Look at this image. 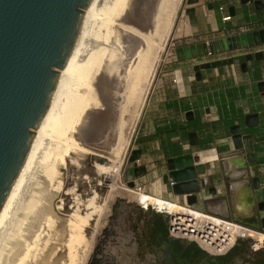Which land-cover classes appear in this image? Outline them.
Listing matches in <instances>:
<instances>
[{"label":"bare ground","instance_id":"obj_1","mask_svg":"<svg viewBox=\"0 0 264 264\" xmlns=\"http://www.w3.org/2000/svg\"><path fill=\"white\" fill-rule=\"evenodd\" d=\"M105 3L108 0H90L83 9L80 33L59 69L50 104L0 209V264L80 262L85 228L99 212L90 187L108 189L115 162L124 161L122 150L141 115L180 0H129L131 9L110 45L113 11ZM69 155L79 163L70 165ZM237 165L240 169L232 176L235 207L244 215L240 220L254 224L255 218L247 214L252 193L242 184L241 162ZM136 199L148 203L145 195ZM150 204L153 207L120 202L115 208L106 248L110 252L111 245H118L114 263L206 264L200 255L192 259L184 254L174 240L152 237L150 215L163 212L164 202ZM239 248L227 264H264L243 244ZM106 255L99 264H107L111 255Z\"/></svg>","mask_w":264,"mask_h":264},{"label":"crops","instance_id":"obj_2","mask_svg":"<svg viewBox=\"0 0 264 264\" xmlns=\"http://www.w3.org/2000/svg\"><path fill=\"white\" fill-rule=\"evenodd\" d=\"M261 2L197 0L192 5L193 17L184 12L190 7L184 4L174 24L167 54L145 100L133 140V149L140 150L137 166H144L145 172L134 176L132 162L125 168L127 179L141 185L146 196L161 202L168 199L185 204L184 197L175 195L170 184L163 181L168 172L167 160L188 153L198 154L205 163L207 188L197 194L194 205L248 226L252 224L240 220L238 216L244 215H239L235 207L232 176L234 171H239L237 164L243 163L245 154L234 151L231 128L239 125L242 134H250L253 146L254 161L247 168L241 167L242 184L252 193L250 178L258 176L264 192V90L258 85L264 81V44L228 49L224 39L263 29L264 0ZM230 7L234 8L232 14ZM226 16L229 19L224 20ZM198 42L206 43L211 54L190 60L177 59V47ZM256 51L263 52L262 59L245 60V54ZM228 58L233 59L231 64L203 68L200 79H196L194 65ZM243 62H246V70L241 68ZM249 114L257 115L255 126L247 124ZM191 133L195 134L197 144L191 143ZM211 187L215 188L214 193L209 192ZM249 209L247 214L256 218L254 201ZM259 215L264 216V211Z\"/></svg>","mask_w":264,"mask_h":264},{"label":"water","instance_id":"obj_3","mask_svg":"<svg viewBox=\"0 0 264 264\" xmlns=\"http://www.w3.org/2000/svg\"><path fill=\"white\" fill-rule=\"evenodd\" d=\"M90 0H0V209L18 177L34 139V128L46 112L59 78V69L68 57L80 33L83 21V9ZM190 7L184 12L193 17L197 0H184ZM246 3L250 0H239ZM253 1V0H252ZM262 4L261 0H254ZM233 7H230L231 14ZM228 49H239L264 44V28L231 35L224 39ZM178 60H190L208 54L206 43L198 42L179 46L175 49ZM245 60L263 58V52H249ZM232 58L204 62L193 66L196 79H200V70L231 64ZM246 70V62L241 63ZM264 90V81L258 83ZM249 126L258 122L256 114L246 116ZM234 151H243L245 160L241 167L254 161L253 146L250 134H242L239 125L231 128ZM192 144H197L194 133L190 135ZM140 150H131L128 161L135 164L134 176L145 172L144 166H137ZM168 172L163 176L165 183L171 185L173 193L183 196L186 204L197 201V194L207 188L205 163L198 154L188 153L169 158ZM253 200L257 205L256 223L249 224L255 229H264V192L260 187L258 176L250 178ZM134 186V181L127 183ZM214 193L215 188H209ZM123 199L116 200L114 210ZM152 237L159 241L169 239L166 225L161 223L160 213L150 215ZM183 253L190 258L200 255L206 264H227L233 254H239V244L221 257H207L194 243L181 244ZM194 248V249H193ZM246 249V247H245ZM99 250V248H97ZM247 251V249H246ZM248 252V251H247ZM248 254H250L248 252ZM252 257L264 259V253Z\"/></svg>","mask_w":264,"mask_h":264},{"label":"rangeland","instance_id":"obj_4","mask_svg":"<svg viewBox=\"0 0 264 264\" xmlns=\"http://www.w3.org/2000/svg\"><path fill=\"white\" fill-rule=\"evenodd\" d=\"M136 1L138 3H141L143 0H136ZM114 2H115V0H108V3H105L108 6V7H105V8L108 9V10L110 9V10L113 11L112 16H111L112 17V23L110 24V27L113 30V36H112V38H110V40H108L109 42H107L109 45H110V43L112 44V41H114V39H115L114 37L116 36L117 28L118 27H123L121 24L123 22V18H124L125 13L128 12V10L131 9V4H129V0H118L116 3H114ZM178 4L179 5H178L177 11H176V17H175V20H174V23H173L172 31H173L174 24L176 22V19H177L178 15L183 10V6L185 4V1L184 0H180V3H178ZM138 6H140V4ZM141 7L143 9L144 5L142 4ZM172 31H171V34H172ZM171 34L168 37L165 51H162L160 53L159 61H158L159 64L157 65L155 74L153 76V80L151 82V87H152V84L154 82L157 70H158L162 60L166 56V53H167V50H168V47H169V44H170ZM110 35H112V32L110 33ZM103 61H104V56L102 58V62L101 63H103ZM97 77L98 76L96 75L93 78V80H92L93 84L96 82ZM139 118L137 120V123L135 125L134 131L132 133L131 140H130V142H128L129 144L127 143L128 146L126 145L125 148L122 150V154L121 155L124 156V154H125L123 163H122V160L120 161V163L119 162L118 163L115 162L114 171H113V175H112V181H111L110 186L108 187V189L105 188L103 190V185H102V189H98V190L96 188H94L95 186L90 187V191L91 192L89 191V194H91L93 192L94 193L93 194L94 198L96 197L94 199V201L98 199V205H99V210L98 211L99 212L98 213H94V216H92L93 218H91L92 220H90V222H88V225L85 228L86 230L84 231V235H83L84 237H83V240H82V252H81L82 256H79L80 262H77V264H96V263L100 262V260H102L104 258L103 254H107L106 255L107 257H109L111 255L110 256L111 258L106 261L107 264H115L116 263V257L115 256H116L117 253H116V249L115 248L118 245H115V244L111 245L112 249L110 250V252L108 251L109 253L106 251V248L108 247V244L110 242L111 234H109L110 233L109 229L111 228L112 223H113L114 206H115L116 200L118 198L123 199L124 202L129 204V205H142V206L150 205V206H152L150 203H152L154 201H157V200H154V199H152V198L147 196L148 197V203L140 204L136 198L139 195H145V194L144 193L135 194L131 190L132 187H129L127 185V183L129 181H131V180L127 179L128 176H127L125 168H126V165L127 164L129 165V163H130L128 161V156H129V154H130V152H131V150L133 149V146H134L133 140H134V137H135V134H136ZM75 139L77 140V142L81 143L80 142L81 138H79L78 135L75 136ZM123 156H122V159H123ZM75 158L76 157L69 155L68 162L69 163L71 162L70 165L75 166V164L79 163V162H77L78 160L75 159ZM120 168H121V172H120ZM73 174H74V171H73ZM93 188H94V190L96 189L97 192H96V190L94 191ZM99 193L101 195H98ZM95 217H97V218H95ZM251 234H253V233L251 232ZM97 248H99V250H97ZM113 248L115 249V251L113 250ZM100 253H103V254H100ZM111 253H113V254H111ZM114 253H115V255H114ZM114 261H115V263H114Z\"/></svg>","mask_w":264,"mask_h":264},{"label":"built area","instance_id":"obj_5","mask_svg":"<svg viewBox=\"0 0 264 264\" xmlns=\"http://www.w3.org/2000/svg\"><path fill=\"white\" fill-rule=\"evenodd\" d=\"M223 19H229V16ZM169 184L171 186L173 182ZM131 190L135 194L145 193L141 185L134 184ZM164 200L160 222L166 225L169 239L185 244L194 243L207 257L212 258L224 256L238 242H245L250 254L264 253V229H254L233 218L201 210L194 204Z\"/></svg>","mask_w":264,"mask_h":264}]
</instances>
